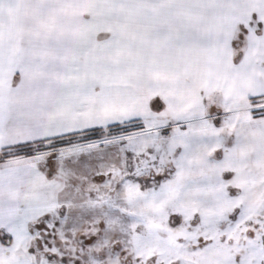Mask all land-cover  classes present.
I'll return each instance as SVG.
<instances>
[{
  "label": "snow or ice",
  "instance_id": "snow-or-ice-1",
  "mask_svg": "<svg viewBox=\"0 0 264 264\" xmlns=\"http://www.w3.org/2000/svg\"><path fill=\"white\" fill-rule=\"evenodd\" d=\"M0 264H264V0H0Z\"/></svg>",
  "mask_w": 264,
  "mask_h": 264
}]
</instances>
